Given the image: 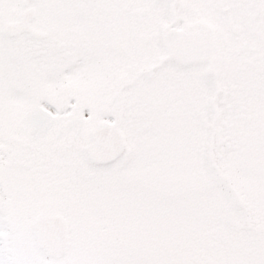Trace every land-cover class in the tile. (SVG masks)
Listing matches in <instances>:
<instances>
[{
    "label": "snow or ice",
    "instance_id": "6c2138e0",
    "mask_svg": "<svg viewBox=\"0 0 264 264\" xmlns=\"http://www.w3.org/2000/svg\"><path fill=\"white\" fill-rule=\"evenodd\" d=\"M0 264H264V0H0Z\"/></svg>",
    "mask_w": 264,
    "mask_h": 264
}]
</instances>
